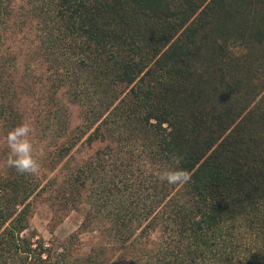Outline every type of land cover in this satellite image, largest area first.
Masks as SVG:
<instances>
[{
    "label": "trees",
    "instance_id": "obj_1",
    "mask_svg": "<svg viewBox=\"0 0 264 264\" xmlns=\"http://www.w3.org/2000/svg\"><path fill=\"white\" fill-rule=\"evenodd\" d=\"M246 35L264 43V0H0V129L50 85L39 172L0 155V264H264V99L242 97L230 51ZM176 169L190 179H159ZM44 193L55 215L83 210L79 230L40 235Z\"/></svg>",
    "mask_w": 264,
    "mask_h": 264
},
{
    "label": "rangeland",
    "instance_id": "obj_2",
    "mask_svg": "<svg viewBox=\"0 0 264 264\" xmlns=\"http://www.w3.org/2000/svg\"><path fill=\"white\" fill-rule=\"evenodd\" d=\"M241 40H239L241 41V44L232 45V49L230 51L234 56L237 57L235 59H237L240 63L244 81L248 80V83H246L244 86V93L242 97L251 95V98L253 97V94L256 93V100L264 99V43L259 44L249 41L247 35ZM24 47L27 52H30V49H27L26 45H24ZM19 58L20 62L22 63L20 66L24 68L27 58H24L23 56ZM32 63H34L39 68L36 70V73L39 76H46V65H44V62H42L40 58L37 57V60ZM36 88L39 90V94L36 96L41 95L43 99L41 102H38L37 100L32 102V98L25 99V108L27 110V118H25V122L31 126L29 139H31L33 142V155L39 159L41 157V151L45 153L44 148L46 147L47 143L41 139L37 113L39 111L44 113L47 109L44 99L48 98L46 96H49L50 94V85L48 82H44L41 87L38 85ZM59 93V98L68 103L70 106L73 115L72 126L75 127L79 125L81 123L82 116L81 107L70 103L67 95L64 92V88L61 89ZM5 132L6 131L0 129V155L4 154V156H6L8 153L6 141L2 139L7 135ZM100 146H102V144L98 142L93 144L92 147H89L88 145L81 146L80 143L77 149L78 152L74 153V155L77 158L83 155L86 156L88 153H92L94 149ZM60 166L61 163L58 165V168H60ZM41 175L44 176V179L50 177L51 172L47 166L43 168V173H41ZM83 221V210H69L68 212L62 213L61 215H55L51 208L50 202L48 201V195L44 193L34 198L31 225L36 228L40 235L46 240H50L54 237L59 239L65 238L69 234L79 230ZM96 236L97 233L91 231H84L80 233V239L82 241L84 250L88 251L90 249L91 245L97 240Z\"/></svg>",
    "mask_w": 264,
    "mask_h": 264
},
{
    "label": "clouds",
    "instance_id": "obj_3",
    "mask_svg": "<svg viewBox=\"0 0 264 264\" xmlns=\"http://www.w3.org/2000/svg\"><path fill=\"white\" fill-rule=\"evenodd\" d=\"M31 126L26 122L11 128L7 135L2 139L6 141L8 148V157L6 166L15 169L19 174L35 175L40 170V163L35 155H33V142L29 139ZM44 155L43 151L40 153ZM159 179L170 185L182 184L190 179L187 172L176 169L163 171Z\"/></svg>",
    "mask_w": 264,
    "mask_h": 264
}]
</instances>
